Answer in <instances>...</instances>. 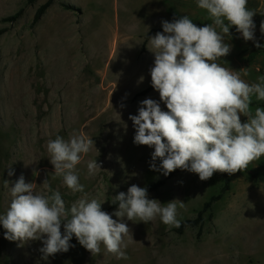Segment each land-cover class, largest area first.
<instances>
[{
    "label": "rangeland",
    "instance_id": "374dc122",
    "mask_svg": "<svg viewBox=\"0 0 264 264\" xmlns=\"http://www.w3.org/2000/svg\"><path fill=\"white\" fill-rule=\"evenodd\" d=\"M48 1L0 0L4 32L0 36V215L6 214L11 202L5 181L13 187L21 175L35 183L38 192L46 191L42 184L47 179L69 209L87 194L104 202L102 210L111 214L118 209L112 208V202L119 192L168 178L151 169L154 149L134 143L135 128L129 119L147 98L168 111L155 89L137 97L152 87L155 56L147 48V37L163 32L164 20L188 16L198 27L212 20L197 0H53L34 25L38 9ZM247 7L257 12L253 20L261 47L246 42L232 26L225 37L231 51L217 62L251 84L264 76L260 31L264 0H248ZM19 12L15 22L8 21ZM250 107L254 114L256 107L264 108V101L253 97ZM241 120L246 122L247 117ZM57 135L65 140L83 135L93 141L76 169L84 193H72L54 174L47 143ZM93 160L101 169L89 175L87 164ZM263 161L264 156L248 166L254 177L241 171L232 174L230 189L223 195L224 176L214 174L201 181L188 171L149 193V199L162 204L183 201L181 223L197 220L201 213L203 221L183 234L169 229L159 217L147 224L127 221L133 236L124 249L127 260L107 254L103 246L94 257L73 235L68 252L45 261L39 251L41 241L18 246L19 242L5 238L0 224V264H264ZM155 163L159 166L160 161Z\"/></svg>",
    "mask_w": 264,
    "mask_h": 264
},
{
    "label": "clouds",
    "instance_id": "9594fccd",
    "mask_svg": "<svg viewBox=\"0 0 264 264\" xmlns=\"http://www.w3.org/2000/svg\"><path fill=\"white\" fill-rule=\"evenodd\" d=\"M247 5L248 0H197L211 24L198 27L188 16L173 22L164 20L163 32L149 38L147 48L155 56L151 86L168 111L147 98L140 102L138 114L129 119L135 128L134 143L154 149L152 170L166 177L177 169L186 170L207 181L215 173L232 175L245 170L264 156V108L256 107L253 114L250 107L253 97L264 101V76L249 84L238 72L217 62L231 51L225 37L230 36L232 26L246 42L254 41L261 47L253 20L257 12ZM260 31L264 33V21ZM143 80L141 76L139 82ZM241 116L247 121L242 122ZM123 127L126 130L127 124ZM92 144L83 135L69 140L57 135L47 143L55 176L62 177L74 194L84 193L76 169ZM87 168L89 175H94L101 166L93 160ZM34 184L26 182L23 175L13 187L5 181L11 202L6 214L0 215V224L6 230L5 238L19 242L18 246L41 241L39 251L45 261L68 252L73 235L94 257L103 246L107 254L127 260L124 249L133 239L127 221L147 224L159 217L169 229L181 227L178 215L184 202L179 200L178 204L177 199L162 204L149 199L146 187L133 184L126 193L119 192L112 202L118 209L109 214L102 210L104 202L98 198L89 199L85 194L69 209L47 179L42 184L44 192L36 191Z\"/></svg>",
    "mask_w": 264,
    "mask_h": 264
},
{
    "label": "trees",
    "instance_id": "16d2710c",
    "mask_svg": "<svg viewBox=\"0 0 264 264\" xmlns=\"http://www.w3.org/2000/svg\"><path fill=\"white\" fill-rule=\"evenodd\" d=\"M52 4H53V0H49L46 4H44L43 6H41V7L38 9V11H37V13H36V15H35L34 21H33V24H34V25L37 24V23L42 19V17H43L44 14L46 13V11L52 6ZM20 16H21V12H19L18 14H16V15H15L14 17H12V18H9L8 21L15 22ZM3 33H4L3 31H0V36H1ZM149 38H150V35L147 37V40H149ZM147 40H146V41H147ZM145 44H146V43H145ZM153 89H154V88L151 87V88L147 89L146 91L140 93L137 97L144 96V95L148 94L150 91H152ZM260 166H261V167L264 166V161L261 162ZM185 171H186V170H180V169H177L176 171L172 172V173L168 176L167 179L162 180V181H159V182L154 183V184H148V185H146L145 187H146L147 190H148V194H149V193H153V192H157V191H159V190H160V189H161V188L167 183V181H168L169 179H171V178L175 177L176 175H178V174H180V173H183V172H185ZM241 172L247 173L248 175H250V176H252V177L255 176V174H254L252 171H250L249 169L242 170ZM215 174L222 175V176L225 177V185H224V188H223V190H222V194H221V195H223V194H225L227 191H229V189H230V186H231L230 176H231V175H229V174H227V173H215ZM145 187H143V188H145ZM221 195H220V197H218V198L215 197V198L212 199L211 203H209V204L207 205V210L210 209V207H211L213 201H217L218 199H220V198L222 197ZM112 208H118V204H113V203H112ZM202 219H203V214L201 213V214L199 215V218H198L197 220H193V221H192V220H187V221H184V222L181 223V227L176 228L175 231H176L177 233H179V234H183L184 231H185L186 229H188V228H190V227H197V226H199V225L202 223V221H203ZM59 255H60V253H57L55 256L58 257Z\"/></svg>",
    "mask_w": 264,
    "mask_h": 264
}]
</instances>
